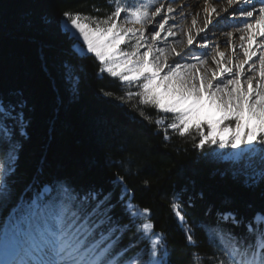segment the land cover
Wrapping results in <instances>:
<instances>
[{
    "label": "snow or ice",
    "instance_id": "6c2138e0",
    "mask_svg": "<svg viewBox=\"0 0 264 264\" xmlns=\"http://www.w3.org/2000/svg\"><path fill=\"white\" fill-rule=\"evenodd\" d=\"M108 3L112 10L103 16L65 10L57 17L76 60L94 58L97 79L118 80V91L101 87L97 95L127 107L165 142L175 135L198 150H237L212 148L200 157L228 162L216 169L221 177L264 188V0H204L187 25L169 23L171 3ZM217 30L222 42L211 38ZM84 71L82 64L62 65L71 101L79 98ZM29 112L21 92L0 94V264H171L168 233L156 229L150 207H141L128 185L131 156L107 157L120 169L107 190L45 175L46 156L27 178L21 159L32 138ZM150 186L143 180V188ZM198 199L205 193L193 195L188 186L168 197L189 264H264V201L244 211L226 198L205 204L201 217L194 214ZM198 233L210 251L201 250Z\"/></svg>",
    "mask_w": 264,
    "mask_h": 264
},
{
    "label": "trees",
    "instance_id": "16d2710c",
    "mask_svg": "<svg viewBox=\"0 0 264 264\" xmlns=\"http://www.w3.org/2000/svg\"><path fill=\"white\" fill-rule=\"evenodd\" d=\"M92 5L101 11L92 12ZM65 10L103 16L112 6L108 0H0V94L21 92L31 109L32 138L21 169L30 178L40 167L41 157L46 156L45 175H66L107 190L109 178L120 171L108 166L107 157L115 162L131 156L135 174L128 176V185L135 189L137 202L150 207L156 229L168 233L171 264H189L190 249L169 209L173 189L188 186L193 195L203 191L205 200L198 199L194 211L202 217L205 204L219 206L226 198L234 199L244 211L259 208L264 188L247 189L230 177H221L216 169L222 170L227 162L200 157L201 151L211 148L194 149L190 140L175 135L165 142L162 134H153V126L139 117L132 119L135 113L127 107L98 96L101 87L118 91L119 82L111 77L97 79L93 75L97 65L91 58L76 60L71 41L58 27L57 17ZM41 17L48 22H40ZM65 62L82 64L85 69L76 101L69 99L63 79ZM145 179L151 181L149 188L142 187ZM198 239L202 251L211 250L202 233Z\"/></svg>",
    "mask_w": 264,
    "mask_h": 264
},
{
    "label": "bare ground",
    "instance_id": "6f19581e",
    "mask_svg": "<svg viewBox=\"0 0 264 264\" xmlns=\"http://www.w3.org/2000/svg\"><path fill=\"white\" fill-rule=\"evenodd\" d=\"M164 0H155V6H159L160 3H163ZM204 0H165L164 4L171 3L173 8L176 9L175 13H173L174 20H170L171 23H177V24H190L191 17L195 15L197 11L200 10V8L203 5ZM213 4H216V0H212ZM177 6V7H176ZM154 10V9H153ZM231 11V10H230ZM181 12L184 13V19L181 17ZM223 14V13H222ZM201 17L200 19H202ZM159 18H157L158 20ZM223 36L221 35V32H217L216 36L212 38L213 40H217L219 38V41L222 40ZM171 39V38H170ZM179 50V49H178ZM247 67V66H246Z\"/></svg>",
    "mask_w": 264,
    "mask_h": 264
},
{
    "label": "rangeland",
    "instance_id": "374dc122",
    "mask_svg": "<svg viewBox=\"0 0 264 264\" xmlns=\"http://www.w3.org/2000/svg\"><path fill=\"white\" fill-rule=\"evenodd\" d=\"M135 2V0H128V3L129 4H132V3H134ZM163 3H165V0H164V2ZM177 7V6H176ZM222 15H225L224 13L222 14ZM118 22H122V21H118ZM225 30H230V29H225ZM217 32H220L219 30H217ZM216 32V33H217ZM222 35V34H221ZM212 38H214V36L212 37ZM223 38V37H222ZM221 42L223 41V39L222 40H220ZM123 47V46H122ZM221 50H225V51H227V49L224 47V45H223V43H221ZM95 63H96V65L98 64V62H96L95 60H94V58H91ZM116 79V78H115ZM133 90H135V88L133 89ZM168 115H171V114H168ZM207 147H209V148H217V150L218 151H222V152H225V151H227V152H230V151H237V150H233V149H218V147L217 146H215V145H212V146H207ZM228 163V162H227Z\"/></svg>",
    "mask_w": 264,
    "mask_h": 264
}]
</instances>
